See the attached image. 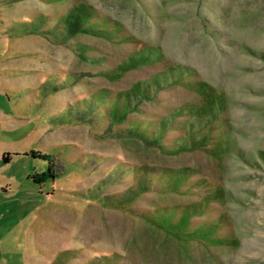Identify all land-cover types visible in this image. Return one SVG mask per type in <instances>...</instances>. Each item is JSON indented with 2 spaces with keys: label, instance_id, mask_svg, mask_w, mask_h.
I'll return each mask as SVG.
<instances>
[{
  "label": "rangeland",
  "instance_id": "1",
  "mask_svg": "<svg viewBox=\"0 0 264 264\" xmlns=\"http://www.w3.org/2000/svg\"><path fill=\"white\" fill-rule=\"evenodd\" d=\"M0 264H264V0H0Z\"/></svg>",
  "mask_w": 264,
  "mask_h": 264
},
{
  "label": "trees",
  "instance_id": "2",
  "mask_svg": "<svg viewBox=\"0 0 264 264\" xmlns=\"http://www.w3.org/2000/svg\"><path fill=\"white\" fill-rule=\"evenodd\" d=\"M29 154H31L32 156H41V157H44V158H47L48 156H47V154L46 153H44V152H40V151H38V150H32V149H30V150H28L27 151ZM8 157V155L7 154H2V156H1V158L3 159V160H6V158ZM48 159V158H47ZM47 169V170H46ZM46 171H47V173L49 172L48 170H49V167L47 166L46 167Z\"/></svg>",
  "mask_w": 264,
  "mask_h": 264
}]
</instances>
